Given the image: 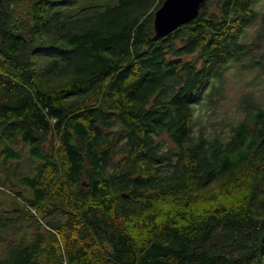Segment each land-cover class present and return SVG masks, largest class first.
<instances>
[{
  "label": "trees",
  "instance_id": "obj_1",
  "mask_svg": "<svg viewBox=\"0 0 264 264\" xmlns=\"http://www.w3.org/2000/svg\"><path fill=\"white\" fill-rule=\"evenodd\" d=\"M162 1L0 0V264H264V12Z\"/></svg>",
  "mask_w": 264,
  "mask_h": 264
},
{
  "label": "rangeland",
  "instance_id": "obj_2",
  "mask_svg": "<svg viewBox=\"0 0 264 264\" xmlns=\"http://www.w3.org/2000/svg\"><path fill=\"white\" fill-rule=\"evenodd\" d=\"M116 2L117 0H110L109 4H115ZM257 7L260 11L264 12V0H259ZM228 72L227 80L225 82L226 98L220 99L215 108L212 106H206L201 110L202 116L200 121L204 124H208L211 119L212 121H217L218 128L224 126L222 118H226L228 121V119L235 116L238 97L246 91L253 92L256 99L264 103V74L256 76V69L238 72L235 69V65L231 66ZM207 89L210 90L209 88ZM212 108L215 110L214 113H210ZM196 126H198V124ZM28 149V145H25L23 152L24 155L28 154ZM34 160H37L38 162L37 158H34ZM28 164L24 162L20 165L22 166L23 171L32 170V167Z\"/></svg>",
  "mask_w": 264,
  "mask_h": 264
},
{
  "label": "water",
  "instance_id": "obj_3",
  "mask_svg": "<svg viewBox=\"0 0 264 264\" xmlns=\"http://www.w3.org/2000/svg\"><path fill=\"white\" fill-rule=\"evenodd\" d=\"M207 0H163L153 17L154 38H160L191 22Z\"/></svg>",
  "mask_w": 264,
  "mask_h": 264
}]
</instances>
